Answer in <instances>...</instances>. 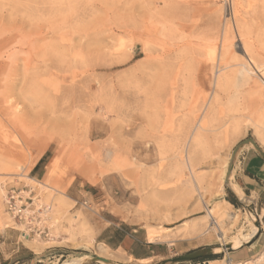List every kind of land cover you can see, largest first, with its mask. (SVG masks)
<instances>
[{
  "label": "rangeland",
  "instance_id": "374dc122",
  "mask_svg": "<svg viewBox=\"0 0 264 264\" xmlns=\"http://www.w3.org/2000/svg\"><path fill=\"white\" fill-rule=\"evenodd\" d=\"M260 138L264 0H0V264L93 258L125 224L175 245L162 262L247 234L221 180ZM11 189L54 205L46 236L8 214ZM207 205L235 216L223 242Z\"/></svg>",
  "mask_w": 264,
  "mask_h": 264
},
{
  "label": "crops",
  "instance_id": "0c3cea01",
  "mask_svg": "<svg viewBox=\"0 0 264 264\" xmlns=\"http://www.w3.org/2000/svg\"><path fill=\"white\" fill-rule=\"evenodd\" d=\"M43 160V156L40 157L32 168V173L36 178L43 176L40 168ZM231 184L236 189V193L249 202L259 226L258 232L248 243L237 249H232L225 255L232 261L233 255L244 254L237 261L243 262L257 255L264 246V160L254 149L244 148L238 155L232 171ZM228 189L234 197L232 203L236 204L235 200L239 201V198L231 188L228 187ZM125 225L122 228L116 227L114 237L103 243L108 250L115 253L122 263L156 264L171 254L174 244L155 240L149 241L147 235L141 236L137 230L129 229V226ZM189 252V248L184 250V254ZM20 256V259L23 260V254ZM213 256L211 257L215 258ZM202 262L214 264L220 261H202L201 259L197 264Z\"/></svg>",
  "mask_w": 264,
  "mask_h": 264
},
{
  "label": "bare ground",
  "instance_id": "6f19581e",
  "mask_svg": "<svg viewBox=\"0 0 264 264\" xmlns=\"http://www.w3.org/2000/svg\"><path fill=\"white\" fill-rule=\"evenodd\" d=\"M156 7V6H155ZM143 8V7H142ZM139 10V9H138ZM157 15V14H156ZM146 34V33H145ZM244 49V48H243ZM244 51V50H243ZM247 53V51H246V49H245V55H247L246 54ZM248 56V55H247ZM245 62L246 63H241L240 64V66L242 67V69H241V71H239L242 75H244V76H247L248 74H249V70H248V68L247 67H252V60H251V58L249 57L247 60L245 59ZM236 66V65H235ZM226 68V67H225ZM224 68V69H225ZM255 72V71H254ZM226 73V72H225ZM233 73V72H232ZM215 75V74H214ZM217 85H221V83H222V81H221V78H217ZM222 80H223V78H222ZM215 86V85H214ZM224 87V86H223ZM221 89V88H220ZM219 91V90H218ZM9 105V104H8ZM258 112V111H257ZM256 112V113H257ZM251 116V115H250ZM257 117H259V115H257ZM241 119H242V117H241ZM246 119V118H245ZM249 121V120H248ZM260 141L263 143L264 142V139L263 138H260ZM247 146H251L252 147V145L251 144H247ZM229 161H230V159H229ZM54 165H57V162L54 164ZM235 165V164H234ZM227 169H228V164H227V168H226V170H225V172H224V174H223V178H222V182H223V184L224 185H226V174H227ZM233 171V170H232ZM232 174V173H231ZM231 174H230V177L228 178V186H231L230 184V179H231ZM34 181V180H33ZM35 182V181H34ZM222 187V186H221ZM3 188V187H2ZM231 188H232V186H231ZM221 190H223V189H221ZM232 190L233 191H235L234 190V188H232ZM4 191V190H3ZM219 191V190H218ZM217 191V192H218ZM2 193V190H0V194ZM199 193V192H198ZM220 193H222V192H220ZM236 195H237V197L240 199V201L241 200H243V198L238 194V193H236V191L234 192ZM6 193H4V195H5ZM1 196V195H0ZM47 198V197H46ZM1 199H2V197H1ZM5 199V198H4ZM206 199V198H205ZM35 200V199H34ZM46 200V199H45ZM44 200V201H45ZM49 200H50V198H49ZM202 200H203V198H202ZM201 200V201H202ZM204 201V200H203ZM244 201V200H243ZM41 202V201H40ZM48 202H50V201H48ZM47 202V203H48ZM206 202V201H205ZM207 202H208V200H207ZM242 202V201H241ZM42 203H44V202H42ZM204 203V202H203ZM205 204V203H204ZM204 204H203V207H204ZM206 204H208V203H206ZM206 204H205V206H206ZM42 205V204H41ZM49 205V207H50V211H49V214H50V216H47V219H52L53 217H52V215H54V212H53V207H54V205L53 204H48ZM226 205V204H225ZM228 205V204H227ZM245 205V204H244ZM208 206V205H207ZM232 206V205H231ZM209 207V206H208ZM207 207V208H208ZM224 207V206H223ZM227 207V206H226ZM226 207H224V208H226ZM248 206H246V211H247V216H246V218H247V220H248V223H249V225H250V229H249V233H247V234H245L244 233V231L243 230H240L239 231V234L236 236H234L232 239H231V241H228L227 243H223V244H219V246L216 248V249H209V252H214V250L215 251H218V252H223L224 251V249L227 247V246H229L231 249H237V248H239V247H241V246H243V245H245L246 243H248L254 236H255V234L257 233V231H258V228L255 226V216H254V214H252L250 211H249V209L247 208ZM206 208V209H207ZM233 208V207H232ZM222 209V208H221ZM48 214V215H49ZM207 218H208V221H209V224H208V228H207V231H210V230H212L213 232H215V234H216V236H217V238L220 240V241H222V239L225 237V230H224V225H226L225 223H227L228 221H231V220H234L235 219V216L233 215V214H231V212H226V211H221L220 210V208L218 209V208H215V207H213V208H208L207 209ZM52 221H53V219H52ZM46 222H48L47 220H46ZM56 222V221H55ZM229 223V222H228ZM22 226V225H21ZM248 227V226H247ZM227 230V229H226ZM154 231V230H153ZM152 230H149V231H147V239L149 240V241H154V240H156L157 238L158 239H160L161 237H160V235H157L155 232H153ZM159 234V233H158ZM23 240H24V242L25 243H28L29 241H27L26 239H25V236H23ZM228 240V239H227ZM223 242V241H222ZM225 242V241H224ZM107 252V249H106V247L105 246H103V245H99L98 246V256L97 257H99V258H101V259H104V257H103V255H105V253ZM109 253V252H108ZM107 254V253H106ZM215 254V253H214ZM108 255V254H107ZM106 255V256H107ZM92 258H89V257H79V258H73V259H67V260H64L61 264H81L83 261H88V260H91ZM87 262H85L84 264H86ZM100 263V262H99ZM229 263V262H228ZM104 264V263H103ZM220 264H227V261H224V260H221L220 261Z\"/></svg>",
  "mask_w": 264,
  "mask_h": 264
},
{
  "label": "built area",
  "instance_id": "2783aa9c",
  "mask_svg": "<svg viewBox=\"0 0 264 264\" xmlns=\"http://www.w3.org/2000/svg\"><path fill=\"white\" fill-rule=\"evenodd\" d=\"M30 195L31 192L24 197L17 189L9 190L5 196L7 212L14 221L25 227L28 234L46 236L48 228L45 225V221L47 220L50 207L49 205L34 204V200ZM222 260L227 261V264H264V246L257 255L247 261L232 262L225 255ZM200 264L208 263L202 262Z\"/></svg>",
  "mask_w": 264,
  "mask_h": 264
},
{
  "label": "water",
  "instance_id": "95a60500",
  "mask_svg": "<svg viewBox=\"0 0 264 264\" xmlns=\"http://www.w3.org/2000/svg\"><path fill=\"white\" fill-rule=\"evenodd\" d=\"M247 144H251L252 148L259 154V156L264 160V152L260 149V147L256 144V142L252 139H247L242 141L241 143H239L235 149L233 150L231 157H230V161L228 164V169H227V174H226V187H228V178L230 177V174L232 173L233 167H234V162L236 161V157L237 154L240 152V150H242V148L244 146H246ZM249 211L251 212V210L249 209ZM255 226L257 228H259L258 223L255 221ZM226 250H232L229 246H227L225 248ZM213 255V253L209 252V249H199V250H195L193 252H189L187 254H184L182 256H178L175 258H172L170 260H167L165 262H162L161 264H182V263H189V262H193V261H197V260H201V259H205L208 257H211ZM95 262H100V263H104V264H112L110 261L106 260V259H101L99 257H93L88 264H93Z\"/></svg>",
  "mask_w": 264,
  "mask_h": 264
},
{
  "label": "trees",
  "instance_id": "16d2710c",
  "mask_svg": "<svg viewBox=\"0 0 264 264\" xmlns=\"http://www.w3.org/2000/svg\"><path fill=\"white\" fill-rule=\"evenodd\" d=\"M211 259H214V258H212V257H208V258L202 259V261H205V260H211Z\"/></svg>",
  "mask_w": 264,
  "mask_h": 264
}]
</instances>
